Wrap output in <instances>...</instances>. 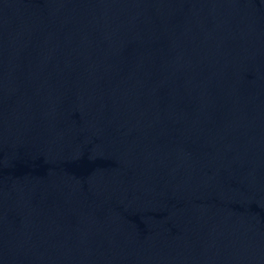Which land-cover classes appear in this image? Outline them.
<instances>
[{
  "label": "water",
  "instance_id": "1",
  "mask_svg": "<svg viewBox=\"0 0 264 264\" xmlns=\"http://www.w3.org/2000/svg\"><path fill=\"white\" fill-rule=\"evenodd\" d=\"M0 264H264V0H0Z\"/></svg>",
  "mask_w": 264,
  "mask_h": 264
}]
</instances>
